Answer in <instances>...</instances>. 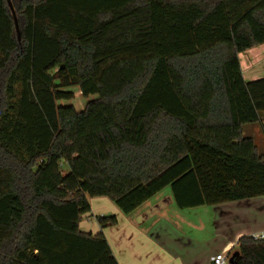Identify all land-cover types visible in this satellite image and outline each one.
Masks as SVG:
<instances>
[{
	"label": "trees",
	"instance_id": "16d2710c",
	"mask_svg": "<svg viewBox=\"0 0 264 264\" xmlns=\"http://www.w3.org/2000/svg\"><path fill=\"white\" fill-rule=\"evenodd\" d=\"M261 45L264 0H0V264H118L79 230L90 198L129 215L167 187L180 210L263 197L243 128L264 77L239 62ZM72 88L96 98L58 105ZM236 252L264 264V238Z\"/></svg>",
	"mask_w": 264,
	"mask_h": 264
},
{
	"label": "crops",
	"instance_id": "0c3cea01",
	"mask_svg": "<svg viewBox=\"0 0 264 264\" xmlns=\"http://www.w3.org/2000/svg\"><path fill=\"white\" fill-rule=\"evenodd\" d=\"M164 190L129 215L121 213L105 197L90 198L91 211L82 216L79 230L92 235L101 232L118 264H211L216 254L235 250L241 237L264 236V196L211 206L216 231L223 228L220 226H225L226 221L231 222L232 227L242 217L253 220L248 222L249 226L239 227L232 238L213 244L211 240H204L200 245L194 238L186 236L179 223L182 221L195 231V222L182 218L180 209L174 207L172 196L163 195ZM110 214L116 217L117 224L101 229L96 218Z\"/></svg>",
	"mask_w": 264,
	"mask_h": 264
},
{
	"label": "rangeland",
	"instance_id": "374dc122",
	"mask_svg": "<svg viewBox=\"0 0 264 264\" xmlns=\"http://www.w3.org/2000/svg\"><path fill=\"white\" fill-rule=\"evenodd\" d=\"M239 62L240 67L242 70L243 78L246 81H253L264 77V45L255 47L249 51H246L239 55ZM73 94V98L70 101H61L58 105L61 106H73L76 111H82L87 102L94 100L96 96H89L88 98H84L80 95V92L77 88L68 89ZM243 136L250 137L254 141L255 145L257 146V150L259 153H264V112L260 113V121L255 124H248L243 128ZM171 194V190L169 187L165 188L163 195ZM112 204V203H111ZM115 208L116 206L112 204ZM176 209V206H174ZM181 214L182 218L185 221H189L197 226L195 231L188 228L186 223L180 221V227L183 232H185L186 236L194 238L198 244L201 245L203 241L211 240L212 244L215 242L220 241L224 238H232L234 232L243 225H248L251 218L248 220L245 217L239 219L238 222L235 223V226L232 225L230 227V222L226 221L225 226L221 225L218 231H216L217 225H214L215 217H214V210L211 206H203L198 207L193 210H178ZM191 211V212H189ZM190 213V214H189ZM194 213V214H193ZM112 215V214H110ZM256 214L254 213L253 216ZM261 218V215L259 216ZM195 220V221H193ZM253 220V218H252ZM251 220V221H252ZM198 227H202L199 229ZM234 227V228H233ZM257 239H262L264 236H253ZM237 247L235 250H232L230 253L231 255L236 252Z\"/></svg>",
	"mask_w": 264,
	"mask_h": 264
},
{
	"label": "built area",
	"instance_id": "2783aa9c",
	"mask_svg": "<svg viewBox=\"0 0 264 264\" xmlns=\"http://www.w3.org/2000/svg\"><path fill=\"white\" fill-rule=\"evenodd\" d=\"M254 239H257L255 237H253ZM231 251L228 252H223V253H219L216 254L213 258H212V263L211 264H229V259L231 257Z\"/></svg>",
	"mask_w": 264,
	"mask_h": 264
},
{
	"label": "water",
	"instance_id": "95a60500",
	"mask_svg": "<svg viewBox=\"0 0 264 264\" xmlns=\"http://www.w3.org/2000/svg\"><path fill=\"white\" fill-rule=\"evenodd\" d=\"M238 255H239V253H238V252H234V253L231 255L230 259H229V264H233V263H234V260H235V258H237V257H238Z\"/></svg>",
	"mask_w": 264,
	"mask_h": 264
}]
</instances>
